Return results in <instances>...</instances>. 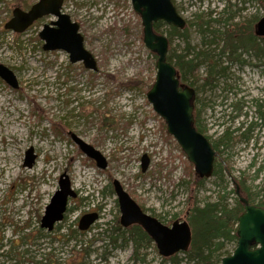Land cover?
I'll list each match as a JSON object with an SVG mask.
<instances>
[{"label": "rangeland", "instance_id": "1", "mask_svg": "<svg viewBox=\"0 0 264 264\" xmlns=\"http://www.w3.org/2000/svg\"><path fill=\"white\" fill-rule=\"evenodd\" d=\"M36 1L0 0V64L11 69L18 81L14 88L0 77V264H39L48 253L58 264H80L82 256L83 264H140L131 257L130 242L118 240L114 245L109 232L102 233L120 215L113 180L145 212L166 225L186 220L195 200L199 204L215 200L224 187L229 192L227 202L233 206L238 201L233 181H244L250 200L258 201L261 195L256 193L264 186V128L246 129L249 121L254 123L249 112H255L260 101L264 103L263 58L256 57L254 50H238L239 59H223L225 76L206 90L201 87L209 62L198 65L194 114L210 140L218 142L216 151H222L227 172L226 183L212 176L196 187L193 164L147 100L155 79L156 55L143 42L141 20L130 0L63 2L62 10L78 23L97 71L86 69L82 62L70 63L63 50L42 49L38 33L47 19L22 33L4 29L14 8L24 10ZM225 1L172 0L187 22L188 41L174 37L168 53L178 54L186 47L201 49V36L191 24L196 14L222 20L235 12L226 26L220 22L214 29L231 30L232 23L239 22L250 25L253 34V25L264 14L261 2L230 0L231 6L223 13ZM159 27L167 36L170 26L160 22ZM256 39L264 47V40ZM187 80L186 84L193 78ZM214 95L218 101L210 106L207 103ZM239 102L244 103L240 112L249 113L242 119L235 109ZM11 129L14 132L6 136L5 130ZM226 129L232 131L229 141L223 137ZM71 133L99 150L106 168L97 167ZM29 148L35 154L30 167L23 165ZM142 155L149 158L144 172ZM63 173L76 196L68 198L62 221L47 231L40 227V219ZM92 212L98 213V220L88 230H78L79 219ZM152 246L146 251L147 264H194L183 252L175 255L177 262L162 258ZM223 246L231 252L234 243Z\"/></svg>", "mask_w": 264, "mask_h": 264}, {"label": "water", "instance_id": "2", "mask_svg": "<svg viewBox=\"0 0 264 264\" xmlns=\"http://www.w3.org/2000/svg\"><path fill=\"white\" fill-rule=\"evenodd\" d=\"M64 0H38L29 10L16 7L4 28L14 32H23L33 21L44 16L56 18L52 26L44 25L39 32L45 51L63 50L68 54L70 63L82 62L86 69L97 71L95 57L84 46L78 23L61 11ZM133 10L139 15L142 25V37L145 46L157 55L155 79L146 93L153 110L164 120L167 133L172 135L194 166L199 178H209L213 173L215 151L208 139L194 126V90L180 85L175 67L167 61L168 39L154 32L153 24L163 21L182 29L185 20L178 14L171 0H130ZM255 33L264 37V16L255 24ZM0 77L10 86L17 88L18 81L13 71L0 64ZM71 139L79 149L95 161L97 167L107 166L102 153L71 133ZM35 160L33 149L25 151L24 166H32ZM141 171L149 164L147 155L141 157ZM113 190L119 207V223L122 227L139 225L151 238L158 253L169 257L179 251H186L191 242V229L186 220L174 221L165 225L157 218L143 211L134 199L123 189L117 180L112 181ZM239 188L236 185V191ZM76 193L71 188L68 176H59L58 189L46 205L40 219V227L52 231L55 224L63 219L69 197ZM244 211L238 217L237 242L233 252L221 259V264H264V208L248 203L239 196ZM96 212L84 214L78 221V229L86 231L96 220Z\"/></svg>", "mask_w": 264, "mask_h": 264}, {"label": "trees", "instance_id": "3", "mask_svg": "<svg viewBox=\"0 0 264 264\" xmlns=\"http://www.w3.org/2000/svg\"><path fill=\"white\" fill-rule=\"evenodd\" d=\"M261 2V6L264 9V0H258ZM231 6L230 0L225 1L226 10ZM235 16V12L227 14V17L224 19H208L206 20L201 14L194 15V20L191 21V24L195 27L196 31L201 36V49L194 50V48L186 47L183 52L179 54H169L167 55L168 61L173 63L178 71V75L182 83L186 84L185 81L187 77H192L193 80L189 81L188 85L195 89L194 83L197 80L196 70L198 65L201 62H209L207 75L205 81L202 84V87L208 83L210 80L211 85L214 80L219 77L225 76V67H219L220 62L214 61L213 57H218L226 52L228 49L232 56L231 59H239L241 53L249 52V50H254L256 57L264 59V49L257 42L256 36L250 32V25H241L242 23H232V29H224L219 31L217 29H211L212 23L222 22L225 26L228 24L229 20H232ZM160 22L154 24L155 31H160ZM241 25V26H239ZM186 27L183 30H178L177 28L170 26L167 30L169 43L172 42L174 37L182 39L184 42L188 41V36L186 34ZM211 37L210 39H207ZM219 39L225 43L223 51L219 53L216 52L219 42L216 40ZM191 49V50H190ZM238 50H240L238 52ZM188 53L192 54L191 58H187ZM233 61V60H232ZM210 84V83H209ZM264 118V112L261 114ZM195 127L198 131L203 133V127L198 124V117L195 115ZM232 131L226 129L223 137L226 139L231 138ZM245 137V133L242 134ZM247 138V137H246ZM224 140V139H222ZM221 140L219 141V143ZM218 142L214 145V148L217 149ZM217 155L214 162L213 175L216 176L221 183H225V172H227V166L225 161L220 157L221 150L216 151ZM259 170H257L256 175ZM264 179V178H263ZM205 178L195 177L193 179V185L196 187L203 186ZM236 183V182H235ZM241 190V195L244 194L248 197V201L252 204H256L264 208V186L260 187V190L256 195L260 196L257 202L250 200L249 198V189L244 185V181L236 183ZM222 194L215 200H206L202 204H199L195 200V204L188 209L187 221L191 227L192 239L191 244L187 251L184 252L188 261L193 262L194 264H220V260L223 256L230 254L231 252L224 249L225 242H233L234 246L236 243V223L239 214L242 212L243 205L238 200L233 206H229L227 202V197L229 192L226 191V188L221 189ZM233 192V191H232ZM240 192V191H239ZM261 193V194H259ZM108 228H105L102 233L109 232L108 237L111 240V243L116 245L118 240H122L123 243H128L132 245V259L139 261L141 264H147L145 262V257L147 255L146 251L153 247L152 240L150 237L142 230L139 225H131L127 228H122L119 224L117 216L114 217V220L110 223ZM76 230L72 231L75 232ZM69 233V234H72ZM85 247H83L84 249ZM234 248V247H233ZM85 250V249H84ZM233 250V249H232ZM83 257V256H82ZM81 259L80 264H83ZM168 259L176 261L175 255L169 257ZM39 264H58L56 260L53 259V255L48 253L44 258L38 261Z\"/></svg>", "mask_w": 264, "mask_h": 264}, {"label": "bare ground", "instance_id": "4", "mask_svg": "<svg viewBox=\"0 0 264 264\" xmlns=\"http://www.w3.org/2000/svg\"><path fill=\"white\" fill-rule=\"evenodd\" d=\"M202 15V14H201ZM203 17H205L206 15L205 14H203L202 15ZM157 23V22H156ZM155 24V23H154ZM154 24H153V28H154ZM212 24H214V23H212ZM218 24L219 23H217L216 22V24H214V25H212V27H211V29H214V28H216V26L218 27ZM215 26V27H214ZM223 29V28H222ZM217 30H219L220 31V29H217ZM211 37H208L207 39H210ZM217 42H219V39H217L216 40ZM220 44L217 46V50H216V52L217 53H219L222 49L221 48H223V45L225 44V43H223V41H221L220 40V42H219ZM191 49L193 48V47H190ZM190 49V50H191ZM263 49H264V47H263ZM223 51H221V53H222ZM179 54V53H178ZM193 55L190 53H188V55L186 56L187 58H191ZM232 56V54H231V52L227 49L226 50V52L225 53H223L222 55H219L218 57H213L214 59V61L216 60L217 62H220V64L218 65V68L217 69H219V67H222L221 66V64L223 63V59H227V60H229L230 59V57ZM224 69H226V67L224 68ZM208 71V70H207ZM210 83V84H209ZM209 86H212L211 85V82H210V80H208V83L205 85V86H203V89H207V87H209ZM225 100V99H224ZM218 101V99L215 97V95L211 98V101H209L207 104H209L210 106H213V104L215 103V102H217ZM264 103H257L256 105V108H255V112H249V113H252L253 114V118H254V123H252V124H250V127H249V129H248V131H252L253 130V128H257L258 130H260V129H263V127L261 126V124H259V120H260V117H261V114L264 112V105H263ZM244 105V103H242V102H239L238 104H237V108L235 107V109H236V113L238 112V114H237V116L238 117H240L241 119L242 118H244V117H247L248 116V110H246V111H243V112H240L241 111V107ZM12 132H14V129H11V130H9V131H6L5 130V135L6 136H8L9 137V134L10 133H12ZM9 145V144H8ZM11 148L10 149H8V155L10 154L11 155ZM1 159V158H0ZM1 160H0V169H1V167H2V165H1ZM13 163V162H12ZM14 166H16L15 165V163L13 164ZM1 171V170H0ZM225 183H226V181H225ZM239 186V185H238Z\"/></svg>", "mask_w": 264, "mask_h": 264}, {"label": "flooded vegetation", "instance_id": "5", "mask_svg": "<svg viewBox=\"0 0 264 264\" xmlns=\"http://www.w3.org/2000/svg\"><path fill=\"white\" fill-rule=\"evenodd\" d=\"M35 3V2H34ZM33 4V3H32ZM32 4H30V6H28V8H26V9H24V10H29L30 9V7L32 6ZM23 10V9H22ZM42 19H47L48 21H45V22H43V25H42V27L44 26V25H50V26H52L51 24H52V22L53 21H55L56 19H55V17L54 16H52V15H44V16H42V17H40V18H38V19H36L35 21H33L26 29H25V31H27V30H29L31 27H33L34 25H36L38 22H40V21H42ZM157 22H159V21H157ZM7 31H10V30H7ZM38 37H39V33H38ZM206 100H208V98L206 99ZM259 103H261V101L259 102ZM264 105V104H263ZM259 124H261V126L264 128V118L261 116V118H260V123ZM203 132L205 133V134H207L208 135V133H207V129H205V127L203 126Z\"/></svg>", "mask_w": 264, "mask_h": 264}]
</instances>
